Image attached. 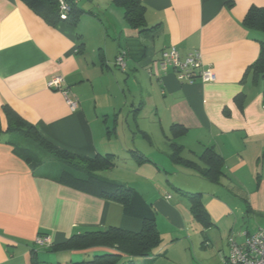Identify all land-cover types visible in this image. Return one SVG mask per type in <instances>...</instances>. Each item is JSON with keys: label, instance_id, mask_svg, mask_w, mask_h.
Returning a JSON list of instances; mask_svg holds the SVG:
<instances>
[{"label": "crops", "instance_id": "0c3cea01", "mask_svg": "<svg viewBox=\"0 0 264 264\" xmlns=\"http://www.w3.org/2000/svg\"><path fill=\"white\" fill-rule=\"evenodd\" d=\"M140 1L145 33L109 0H83L77 24L55 26L22 0H0V264H85L113 250L56 247L88 232L140 228L117 202L36 177L8 143L4 105L61 149L114 156L103 177L152 205L160 247L119 264H186L190 256L194 264H227L232 235L243 244L264 229V81L252 69L264 32L244 24L264 0ZM170 46L182 56L200 51L215 81L182 83L163 71L159 61ZM55 76L79 99L77 110L48 87ZM175 125L185 130L176 134ZM174 144L183 163L171 157ZM208 149L223 160L218 181L203 175ZM187 194H201L208 227L195 219ZM40 235L50 247L36 245Z\"/></svg>", "mask_w": 264, "mask_h": 264}, {"label": "trees", "instance_id": "16d2710c", "mask_svg": "<svg viewBox=\"0 0 264 264\" xmlns=\"http://www.w3.org/2000/svg\"><path fill=\"white\" fill-rule=\"evenodd\" d=\"M27 6L43 17L49 24L55 26L61 21L77 24L78 8L75 6L69 18L62 20L58 0H22ZM125 9V19L135 30L148 32L145 21V7L140 0H116ZM248 29L264 32V8H252L244 21ZM260 58L252 69L261 75L264 81V41ZM3 112L7 119L5 130L17 156L23 159L32 169L36 177L46 178L57 183L69 185L92 196L121 204L127 217L140 222L138 230L111 227L102 231L88 232L73 236L67 243L56 249L84 250L94 247H104L113 250L96 256L85 264H119L126 256L128 258L148 257L162 243L161 235L156 226L157 214L151 204L134 188L123 183L111 181L102 173L110 171L116 165L112 155L88 158L61 149L42 137L36 128L25 121L11 107L4 105ZM175 133L185 129L175 125ZM4 132L0 119V134ZM17 136V137H16ZM171 155L175 162L183 163L175 145ZM202 159L209 165L203 175L213 181H218L222 174L223 160L220 156L207 150ZM196 166L195 164H192ZM53 166H57L53 167ZM191 202V211L195 219L204 227L210 225L208 213L201 201V194H187Z\"/></svg>", "mask_w": 264, "mask_h": 264}, {"label": "built area", "instance_id": "2783aa9c", "mask_svg": "<svg viewBox=\"0 0 264 264\" xmlns=\"http://www.w3.org/2000/svg\"><path fill=\"white\" fill-rule=\"evenodd\" d=\"M83 0H58L60 16L62 20H67L72 9ZM115 2L116 0H109ZM116 66L122 70L126 69V56L120 54L116 58ZM159 64L163 71L171 69L178 81L182 83L195 84L198 80L202 82H213L216 79L211 68L204 67L202 53L198 50L182 56L176 46H170L162 51ZM64 79L55 76L48 82V87L63 93L67 104L72 111L79 107V99L70 96V93L63 85ZM167 198H170L168 196ZM38 246L50 247V239L40 235L35 239ZM229 255L227 264H264V229H260L255 234L249 235L243 244L237 242L232 235L228 241Z\"/></svg>", "mask_w": 264, "mask_h": 264}, {"label": "rangeland", "instance_id": "374dc122", "mask_svg": "<svg viewBox=\"0 0 264 264\" xmlns=\"http://www.w3.org/2000/svg\"><path fill=\"white\" fill-rule=\"evenodd\" d=\"M117 69H119L118 67H116ZM120 71H121V69H119ZM17 137V136H16ZM53 167H56L57 168V166H53ZM101 176H103L102 174H101ZM197 224H199L198 222H193V224L192 223H189L188 224V229H189V231L190 232H194L195 231V227H197L198 225ZM200 235H202V234H200ZM198 238V237H197ZM202 238H203V235H202ZM196 244V243H195ZM200 246H201V243H200ZM199 250V249H198ZM198 250H196V248L194 249V251H195V253H196V256H199V253H198ZM194 260L195 259H193V256H190L189 258H188V260L186 261V264H194Z\"/></svg>", "mask_w": 264, "mask_h": 264}]
</instances>
